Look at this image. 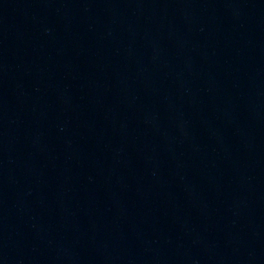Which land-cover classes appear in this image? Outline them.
<instances>
[{
  "label": "water",
  "instance_id": "water-1",
  "mask_svg": "<svg viewBox=\"0 0 264 264\" xmlns=\"http://www.w3.org/2000/svg\"><path fill=\"white\" fill-rule=\"evenodd\" d=\"M0 264H264V0H0Z\"/></svg>",
  "mask_w": 264,
  "mask_h": 264
}]
</instances>
